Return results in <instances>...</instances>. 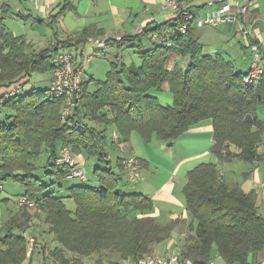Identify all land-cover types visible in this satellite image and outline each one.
Returning a JSON list of instances; mask_svg holds the SVG:
<instances>
[{
  "label": "trees",
  "instance_id": "1",
  "mask_svg": "<svg viewBox=\"0 0 264 264\" xmlns=\"http://www.w3.org/2000/svg\"><path fill=\"white\" fill-rule=\"evenodd\" d=\"M1 8L0 29H5L11 5L5 3ZM67 9L68 4L62 11ZM16 16L28 18L22 13ZM176 20L151 30L144 28L138 36L123 37L119 46L146 37L150 40L152 34L159 37L148 49L138 46L140 66H126L117 59L95 91L89 89L94 79L83 80L82 98L69 117L83 126V132L61 123L64 100L49 97L50 85L41 91L31 85L35 74L52 76L53 57L63 45L72 46L70 41L36 50L24 37L1 32L0 99L19 84L27 89L0 102L5 117L0 123V182L21 185V196L30 198L35 206L17 205L16 214L4 223L0 264H30L38 247L42 264H137L142 257L154 255L153 247L170 239L175 224L163 225L151 215L149 197L121 190V174L109 160L116 143L112 129L124 141L139 133L148 143L156 139L171 145L205 120L213 123L211 153L218 163L200 164L187 175L183 193L186 208L197 222L196 243L180 251V264H210L215 253L224 264H251L250 255L264 249V218L258 211L256 192L228 186L219 167L234 161H263L258 146L264 138V121L259 118L264 107V77L245 84L247 73L221 55H205L192 26L181 34ZM87 38L84 31L78 45L85 44ZM174 52L186 64L168 70ZM164 83L170 85L172 105H163L152 94ZM67 144L73 146L75 156L84 153L104 166L94 169L97 186L86 182L65 185V181L77 180L68 179L69 168L56 165L60 149ZM44 148L49 166L46 175L61 184L63 192H49L51 185L35 175V161ZM123 159L118 162L121 169ZM66 199L75 203V211L68 209ZM36 219L41 223L35 233ZM30 238L35 239V249L28 258Z\"/></svg>",
  "mask_w": 264,
  "mask_h": 264
},
{
  "label": "crops",
  "instance_id": "2",
  "mask_svg": "<svg viewBox=\"0 0 264 264\" xmlns=\"http://www.w3.org/2000/svg\"><path fill=\"white\" fill-rule=\"evenodd\" d=\"M180 1L189 4L192 12L197 18L192 24V31L194 38L203 47V53L209 56L221 55L226 60L231 61L238 71L247 73L250 68L252 56L254 52L257 51L254 47L258 46L259 50L264 49V0H256L255 6L249 11L244 20L225 23L217 27L204 23L200 24L198 20L200 18H205L212 12V9L208 8V3L212 1L217 2L218 0ZM98 2L99 0H94L90 8L94 7ZM7 4L11 5L10 13L15 12L16 14H23L24 11H31L26 9V4L29 3H25L22 0H14ZM43 4L42 8L35 10L38 14V19H46L49 15L54 16L53 13L57 15V13L59 14L62 12V15L58 17V23L60 25H62V17L66 15L67 12L71 10L76 12L74 13L76 20L84 25H76L78 27L75 26L71 34L68 35L67 33L65 39L55 38L54 42L63 44L66 41H70L72 46H68L69 48H67V46L63 45L64 48L61 49H80L83 55L86 53V43L78 45L77 41L80 37L84 36V31L88 34V38H100L110 35L115 37H134L136 36V31L140 28L151 30L175 18L174 12L165 8V0H107L105 7H99L96 14L93 15V12L89 11L86 12L84 17L77 12V7L73 6V0H65L63 5L59 3V0H44ZM66 4H68V9L62 11ZM1 10L2 8L0 6V12ZM31 15L32 14L29 13L28 17ZM90 16H97L100 19L90 22ZM84 20L85 23H82ZM4 30L10 31L8 28L0 29V35ZM27 42L30 43L33 41L27 39ZM140 44L144 49L152 47V43L147 37L142 40L136 39L134 42L119 47L132 50L139 59L138 53L140 49L138 46ZM40 46L39 49L44 48V46ZM137 58L133 62L134 65L137 64L135 63L138 61ZM122 63L125 64L123 61ZM185 64V59L179 53L174 52L171 55L167 69L173 70L175 66L183 67ZM137 65L140 66L141 62ZM160 91L170 94L166 97H158V94H156L161 102L163 100L169 102L173 97L168 83H164ZM136 141L140 142L141 140L135 136V133L126 141L121 137L109 152V160L112 162V167H114L113 161L116 160L117 162L116 171L121 174L119 178L120 181L123 180V174L126 176L127 181L129 180L124 170H122L123 168L121 169L118 165V162L121 158L137 157L133 147ZM213 143L214 127L211 120H205L199 125L191 128L171 145L161 143L160 146L156 148V155L159 154L168 160L169 172L167 173L170 174L169 176L163 174L160 167H156L157 164L151 159L150 155H146L147 157H144L145 159L137 157L140 158L139 161L142 167V180L135 184L129 182L131 183V187L128 186L130 192L142 194L152 200L153 211L151 215L155 217L158 222L163 225L169 223L175 224L170 239L153 247L154 255L166 256L173 253L180 254V251H185L187 246L196 243L195 231L197 222L186 208L183 189L188 181V173L195 167L204 164L206 160H209V163H218L216 157L211 153ZM159 147H162V149H159ZM163 147H167L166 152L163 151ZM258 151L262 155L263 161L253 164L242 161L227 163L233 167L232 173L225 170L226 163L220 164L219 167L223 174L224 182H226L228 186L232 188L237 186L241 187L245 192H256L258 211L264 218V138L258 146ZM76 158L78 162L86 165L88 158L92 157H88L86 154L81 153L76 154ZM198 162L200 163L196 166ZM98 166L104 167L103 165H97L94 168ZM164 175L167 176L163 178ZM76 181H78L77 184L85 183L80 180ZM86 182H89L91 186H97L99 181L94 176H88V181ZM4 202L10 203L8 199H4ZM17 211L18 209L15 211H0V231L4 223L12 215L16 214ZM40 223L41 220L36 219L34 221L35 233L38 231ZM185 233L188 234V237H183ZM32 234H34V232H32ZM26 235L29 236V233ZM37 237H39V235H37ZM40 239V241H44L42 238ZM47 241L50 240L46 239L44 243ZM50 245L56 246L57 244L50 241ZM41 260L39 249H36L30 264H40ZM249 261L251 264H264V249L251 254ZM212 262L214 264H224L216 253L214 254Z\"/></svg>",
  "mask_w": 264,
  "mask_h": 264
},
{
  "label": "built area",
  "instance_id": "3",
  "mask_svg": "<svg viewBox=\"0 0 264 264\" xmlns=\"http://www.w3.org/2000/svg\"><path fill=\"white\" fill-rule=\"evenodd\" d=\"M14 0H0V6ZM33 2L35 5L40 6L43 0H26ZM256 0H218L217 2H209L208 8L212 9L205 18H200L198 22L210 25L220 26L225 23H232L239 20H244L249 11L255 6ZM165 8L172 10L175 15L176 29L181 34H185L192 26L193 22L197 19L191 10L189 4L180 0H165ZM144 28L136 31V36L143 34ZM115 42L120 44L123 42V37H115ZM88 43L95 45L98 49H104L112 45L110 38H89ZM150 42L157 44L159 37L156 34L150 35ZM170 46L171 43L167 42ZM256 52L252 56L249 71L244 77V82L247 85L254 84L264 77V49L259 50L258 46L254 47ZM93 54H82L80 49L69 50L61 49L53 57L54 71L52 72L50 80L49 97L51 99H63L64 107L62 111L61 123L67 126L72 131L83 132V126L77 124L74 120L69 119L74 111V108L79 104L82 98V82L84 72L92 60ZM27 87L19 84L6 92L1 97L0 102H4L14 98L17 95L24 94ZM112 139L117 142L120 139L117 130L112 131ZM56 165L59 167H67L70 169L68 179H77L82 182L88 180L86 167L76 160L74 149L72 145H64L58 154ZM122 168L126 171L131 182L136 183L142 180L140 161L136 157L124 158L121 162ZM222 175V174H221ZM3 191V185L0 182V193ZM17 205L19 208H32L35 202L26 196L18 198ZM184 234L183 237H187ZM34 238L29 239V250L27 256L30 257ZM46 257H50L49 251L45 252ZM42 264V263H41ZM137 264H180L179 254H170L166 256L160 255H146L139 259ZM187 264H192L187 262ZM210 264H214L212 261Z\"/></svg>",
  "mask_w": 264,
  "mask_h": 264
},
{
  "label": "rangeland",
  "instance_id": "4",
  "mask_svg": "<svg viewBox=\"0 0 264 264\" xmlns=\"http://www.w3.org/2000/svg\"><path fill=\"white\" fill-rule=\"evenodd\" d=\"M25 3H29L26 4V9L27 10H31L29 11H24L23 14L27 15L30 13L32 14L31 16H29L28 18H18L16 16L15 12H12L10 14L7 15V18L5 20V27L8 28L11 32H13L15 35L17 36H22L24 38L29 39V41H33L30 42L33 46L34 49L39 50V48L42 46H52V45H56L57 43L54 42L55 38L57 39H65V37L67 36L66 34L68 33L71 34V31H73V29L75 28L76 25H80L83 26L84 24H81V22H78L75 18V14L76 13L74 10H71L69 12L66 13V15H64L62 17V25H60L58 23V18H52V16H48L46 19H42L39 18L38 19V14L36 13V9L42 8L43 7V2L44 0L41 2L40 6L35 5L33 2L30 1H26V0H22ZM65 0H59V3H61L62 5L64 4ZM94 0H73V6L77 7V12L81 15V16H85L86 12H93L92 14H96L97 11L100 8L105 7V4L107 2V0H99L98 4H96L94 7L90 8V5H92V2ZM32 3V4H31ZM34 4V6H33ZM94 5V3H93ZM71 6V5H70ZM50 9V8H49ZM53 15L55 16L56 14L53 13ZM100 18L97 16H90L89 20L90 22L92 21H97ZM42 20V23H40L39 21ZM56 22H53V21ZM85 23V20L82 22ZM78 27V26H76ZM96 38V37H94ZM102 38V37H100ZM103 38H110L112 39V45L109 47H106L104 49L101 50H97L98 48L91 44L88 43L86 41V53L85 54H93L92 60L90 61L89 65L87 66L84 75H83V79L86 81H89L91 79H94V81H92V83L89 86V89L91 91H95L97 89L98 83L99 81H104L106 79L107 73L108 71L111 69V63L112 62H117V59L119 61H123L125 62L126 65L130 66L131 64H133V62L135 61V59L137 58V56H135L136 54L127 48H121L119 47V45L117 44V42H115V36H103ZM89 39V38H88ZM43 41V42H42ZM40 42V43H39ZM52 42V43H51ZM51 43V44H49ZM80 45V44H79ZM97 50V51H96ZM118 57V58H117ZM137 64H139V62H141L140 59L137 58ZM136 64V65H137ZM138 66V65H137ZM50 78H51V74H46V75H41V74H35L32 78V84L35 87L36 91H41V90H45L49 87L50 85ZM152 94L156 95L158 94L159 96H168L169 93L164 92V91H152ZM170 95V94H169ZM163 105H172L173 104V97L171 98V100L169 102H167L166 100L162 101ZM264 107L260 109L259 111V118L261 120L264 119ZM3 115H1L0 113V123H2L4 121ZM135 136H137L139 138V140H141L140 142L136 141L133 144V147L135 149V155L137 157H140L141 159H145L144 157H147L146 155H150L151 159L157 164L156 167H160V169L162 170L163 174H167L168 176L170 174H168L167 172H169V167H168V160L165 157H162L161 155H156L158 146H160L161 141L154 139L153 142L148 143L146 142L142 136L139 133H135ZM162 149V147H159V149ZM163 151L166 152L167 151V147H163ZM136 157V158H137ZM47 158H48V153L46 148L43 149L42 154L40 156V158L38 160L35 161V175L36 177L40 178L42 181H44L45 183H47L48 185H51L49 188V192H56V191H60L63 192L64 188L61 190L60 186L58 182L53 181L51 179V177H48L46 175V173L49 170V166H46V162H47ZM140 158H138V160H140ZM200 162H198L196 164V166L199 164ZM202 163V162H201ZM204 163H209V160H206V162ZM82 164V163H81ZM114 164V169L116 170L117 168V162L116 160L113 161ZM86 167L87 170V174L90 177L94 176V167H96L97 165H100L96 159L92 158H88V161L86 162V165L83 164ZM101 166V165H100ZM195 167V166H194ZM193 167V168H194ZM233 167L230 166L229 164L226 163L225 166V170L232 173L233 172ZM126 173V171H124ZM141 173H142V167H141ZM127 175V173H126ZM167 175H164V177H166ZM123 180L120 181V187L121 190L126 192V193H130V188L131 187V183H129V181H127L126 176L123 174L122 175ZM128 177V175H127ZM162 178V179H163ZM65 185H73V184H77L78 181L76 180H71V181H65L64 182ZM85 184H89V182H86ZM3 191L0 193V211H6V210H17V201L18 198L24 193V188L19 185L18 183H14L12 181H8V182H4L3 184ZM129 186V187H128ZM4 199H8L10 201V203H5ZM66 205L68 207V209H70L71 211H75V203L70 200V199H66ZM9 215V214H8ZM7 215V216H8ZM38 220V219H37ZM40 227V224H39ZM35 249V246L33 245V247ZM49 248L50 245H49ZM39 249V247H38ZM69 255V253H66ZM29 258V257H28ZM86 264H93L90 262H86Z\"/></svg>",
  "mask_w": 264,
  "mask_h": 264
},
{
  "label": "water",
  "instance_id": "5",
  "mask_svg": "<svg viewBox=\"0 0 264 264\" xmlns=\"http://www.w3.org/2000/svg\"><path fill=\"white\" fill-rule=\"evenodd\" d=\"M39 22H42V20H40Z\"/></svg>",
  "mask_w": 264,
  "mask_h": 264
}]
</instances>
